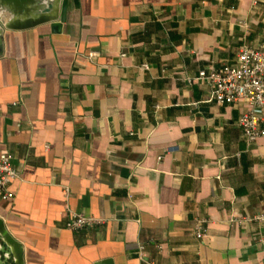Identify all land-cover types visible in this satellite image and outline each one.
<instances>
[{"label":"crops","instance_id":"0c3cea01","mask_svg":"<svg viewBox=\"0 0 264 264\" xmlns=\"http://www.w3.org/2000/svg\"><path fill=\"white\" fill-rule=\"evenodd\" d=\"M263 35L264 0H69L60 35L0 28L6 264H264V137L197 80Z\"/></svg>","mask_w":264,"mask_h":264},{"label":"built area","instance_id":"2783aa9c","mask_svg":"<svg viewBox=\"0 0 264 264\" xmlns=\"http://www.w3.org/2000/svg\"><path fill=\"white\" fill-rule=\"evenodd\" d=\"M143 68L147 69V66L144 65ZM197 80L211 86L209 102L231 106L241 101L247 103L250 110L244 113L237 123L247 144L264 137V129L261 127L263 119L260 114V111L264 110V35L257 47L243 45L236 55L234 64L224 66L220 70L200 71ZM187 83L190 84L191 81ZM16 179L18 172L12 165L11 155L0 153V195L3 200L13 199L8 187ZM65 193L68 195V189H65ZM254 220L264 223V208ZM102 223L101 219L69 212L65 229L79 232L93 229ZM205 224L204 220L198 222L194 230L196 239L201 240L206 236ZM139 249L143 250V247Z\"/></svg>","mask_w":264,"mask_h":264},{"label":"water","instance_id":"95a60500","mask_svg":"<svg viewBox=\"0 0 264 264\" xmlns=\"http://www.w3.org/2000/svg\"><path fill=\"white\" fill-rule=\"evenodd\" d=\"M68 3L69 0H0V28L19 32L49 26L52 34L60 35L66 23ZM0 241V264H6L18 244L6 232L2 221Z\"/></svg>","mask_w":264,"mask_h":264}]
</instances>
